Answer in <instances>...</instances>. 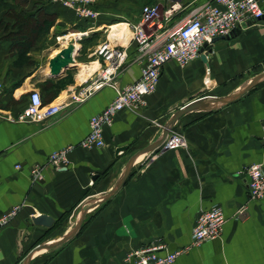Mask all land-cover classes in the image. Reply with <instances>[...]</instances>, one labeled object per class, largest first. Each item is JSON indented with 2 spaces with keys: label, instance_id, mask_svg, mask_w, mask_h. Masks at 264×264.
Here are the masks:
<instances>
[{
  "label": "crops",
  "instance_id": "0c3cea01",
  "mask_svg": "<svg viewBox=\"0 0 264 264\" xmlns=\"http://www.w3.org/2000/svg\"><path fill=\"white\" fill-rule=\"evenodd\" d=\"M45 1L57 18L29 52L32 63L16 65L18 56L0 28V215L14 205L22 207L0 228V264H24L30 251L63 236L81 209L92 205L75 236L37 252L30 264H134L135 251L159 244L165 247L160 254L184 250L172 264H264V200L250 198L245 172L253 164L264 166V81L217 110L183 114L170 132L181 133L186 144L174 149L162 144L140 155L121 189L94 204L113 189L133 155L160 140L177 110L195 99L228 95L264 71V19L215 41L208 63L201 57L185 67L166 63L146 105L118 112L105 127V145L86 149L80 144L91 116L115 97L104 86L82 102L72 99L82 82L79 71L92 61L97 46L105 40L127 46L128 58L117 80L122 86L131 84L140 78L145 62L130 28L142 7L159 3L166 8L177 2L182 7L177 21L211 0H96L95 18ZM261 6L264 10V0ZM68 33L77 36L75 62L60 77H52L49 59L59 49L43 64V46L48 38L63 41ZM48 81L61 83L55 96L44 86ZM32 90L41 92L44 105L61 104V112L49 120L19 121ZM67 147V167L48 163L50 153ZM35 165L43 166L38 182L30 178ZM213 206L224 212L222 233L192 245L197 215ZM244 206L246 211L240 212ZM41 213L54 218L52 226L34 223L32 218Z\"/></svg>",
  "mask_w": 264,
  "mask_h": 264
},
{
  "label": "built area",
  "instance_id": "2783aa9c",
  "mask_svg": "<svg viewBox=\"0 0 264 264\" xmlns=\"http://www.w3.org/2000/svg\"><path fill=\"white\" fill-rule=\"evenodd\" d=\"M66 8H71L84 18H95L98 11L94 8L96 0H52ZM177 2L166 8L159 3L146 4L142 7L140 19L130 26L131 40L138 52L145 59L141 76L135 82L120 85L117 75L128 58L127 46L113 44L110 40L102 41L95 49L93 59L86 67L80 69L82 82L73 94L74 102H82L96 90L109 86L115 91L114 99L102 112L91 116L89 132L81 141L86 149L100 148L105 145V127L113 124L118 112L122 110H140L146 105V98L153 94L160 80L164 65L170 61L185 67L193 60L207 52L206 44L218 36L230 35L257 24L264 15L261 0H211L194 6L177 21L174 17L181 10ZM124 35L122 34V38ZM204 49V50H203ZM203 50V51H202ZM208 53L207 57H209ZM96 63L92 70L89 67ZM61 104L44 105L39 90H32L29 104L20 113L19 121L52 119L62 110ZM264 141V127L262 133ZM181 133L170 132L162 147L174 149L185 145ZM71 147L54 150L50 153L48 163L60 169L69 165L68 153ZM19 169L21 165H16ZM248 190L250 198L264 200V166L253 164L247 167ZM33 182L43 179V166L35 165L30 171ZM21 205H14L9 211L0 215V228L8 225L21 210ZM244 206L240 212L246 211ZM226 221L220 206L203 209L197 215L192 232V245L220 236ZM164 245H153L133 253L134 264H172L184 252L177 250L160 254Z\"/></svg>",
  "mask_w": 264,
  "mask_h": 264
},
{
  "label": "water",
  "instance_id": "95a60500",
  "mask_svg": "<svg viewBox=\"0 0 264 264\" xmlns=\"http://www.w3.org/2000/svg\"><path fill=\"white\" fill-rule=\"evenodd\" d=\"M263 19H264V15H263ZM240 31L241 30L236 31V32H234L230 35H226V36L215 37L212 40L210 45L206 44L205 46H206L207 52L203 53L201 56L203 61L208 63L207 55H208V53L212 52V45L215 41H217L219 39H223V38L232 37L233 35H235L236 33L240 32ZM74 51H75V39H70V42L68 43V45L61 47L54 55H52V57H50L49 69H50V75L52 77H60L64 73V71L67 68H69L75 62L74 61ZM263 81H264V71L258 72L256 74H254L250 79H248L236 91H234L228 95H225V96H206V97H202L200 99H195V100L187 103L186 105H184L179 110H177L173 114V116L168 120V122L166 123L165 129L163 131V134H162V137L160 138V140L157 141L156 143L152 144V145H149L148 147L142 149L141 151H139L138 153L133 155L129 159L120 179L118 180L116 185L113 187V189H111L109 192H107V193L103 194L102 196L98 197L97 199H95L94 204L98 205V204L102 203L103 201H106L107 199L111 198L114 194H116L121 189V187L124 185L125 181L127 180L128 176H129L136 160L139 158V156L153 150L156 147L161 146L163 144V142L166 140V138L168 137L170 131L174 127L177 120L183 114L190 112V111H196V110H205V111L217 110V109H219V108H221L227 104H230V103L236 101L237 99H239L240 97L245 95L247 92H249L253 87H255L256 85L260 84ZM92 206L83 207L81 209L79 218L76 221L75 225L68 232H66L63 236H61L60 238H58L52 242L40 244V245L36 246L32 251H30V253H28V255L26 256L24 264H30L31 258L37 252L59 246V245L65 243L66 241L70 240L73 236H75L77 234V232L81 229L83 222L85 220L86 214L92 208ZM32 219H33L34 223L40 224V225H45L48 227L52 226L54 223V218L48 214H45V213H41L37 216H34Z\"/></svg>",
  "mask_w": 264,
  "mask_h": 264
},
{
  "label": "trees",
  "instance_id": "16d2710c",
  "mask_svg": "<svg viewBox=\"0 0 264 264\" xmlns=\"http://www.w3.org/2000/svg\"><path fill=\"white\" fill-rule=\"evenodd\" d=\"M1 7L6 10V15L14 20L11 23L12 30L6 32L4 37L11 41L12 51L18 56L16 65L32 63L29 52L46 37L55 24L57 15L49 11V5L45 0H0ZM31 22H34L36 27L29 34H25ZM0 28L8 30L3 18L0 20ZM44 86L50 96H55L61 83L55 84L53 81H48Z\"/></svg>",
  "mask_w": 264,
  "mask_h": 264
},
{
  "label": "rangeland",
  "instance_id": "374dc122",
  "mask_svg": "<svg viewBox=\"0 0 264 264\" xmlns=\"http://www.w3.org/2000/svg\"><path fill=\"white\" fill-rule=\"evenodd\" d=\"M3 10H4V12L1 13V15L3 16V19H4V25L8 26V30L7 31L4 30V32H9L13 28L11 23H13L14 20L6 15V10L5 9H3ZM7 23H9V25H7ZM34 27H36L35 23L31 22L30 25H29V28L25 30V34H29ZM61 47H63L61 38L60 39H58V38L56 39V36L48 38L47 39V45L43 46V50L44 51L41 54L43 64H47L48 63V58L53 54L54 50H58ZM52 105H54V104H52Z\"/></svg>",
  "mask_w": 264,
  "mask_h": 264
},
{
  "label": "bare ground",
  "instance_id": "6f19581e",
  "mask_svg": "<svg viewBox=\"0 0 264 264\" xmlns=\"http://www.w3.org/2000/svg\"><path fill=\"white\" fill-rule=\"evenodd\" d=\"M73 37H77V36H76L75 34H68V35H65V36L62 37V39H63L62 42H64L65 45H68V43L70 42V39H71V38L73 39ZM55 53H56V51H55ZM55 53H54V54H55ZM96 65H97L96 63L92 64V66L89 67V69L92 70L94 67H96ZM81 75H85V71H83V72L81 73Z\"/></svg>",
  "mask_w": 264,
  "mask_h": 264
}]
</instances>
